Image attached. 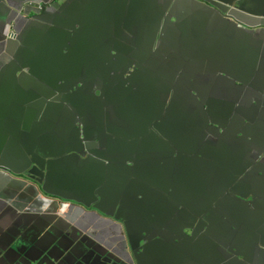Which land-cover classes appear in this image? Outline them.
Here are the masks:
<instances>
[{
    "label": "flooded vegetation",
    "instance_id": "af4514ba",
    "mask_svg": "<svg viewBox=\"0 0 264 264\" xmlns=\"http://www.w3.org/2000/svg\"><path fill=\"white\" fill-rule=\"evenodd\" d=\"M188 1L173 0L177 9L172 14L191 26V36L150 39L157 24H123L128 36L120 42L137 50L152 44L153 52L143 60L125 54L87 60L78 74L65 71L63 82L72 88L64 86L63 94H52L61 86L37 81L50 69L44 60L34 59V94L41 98L51 94L48 100L34 99V154H49L47 162H51L54 153L62 150L45 148L38 141L63 144L67 139L64 157L69 156L72 168L79 163V188L68 193L78 194L83 203L69 202L64 213L67 221L74 230L82 217L124 216L133 242L139 231L148 233L146 245L152 234L160 236V242L149 244L144 264H264V26L246 14L264 12V1L212 2L208 10L223 16L214 22H205L201 14L178 12V6ZM163 3L144 17H159L162 6L167 10ZM122 10L133 8L128 5ZM167 15L161 33L168 31ZM83 16V25L100 30L95 40L109 43L112 37L99 36L104 28L115 30L114 21L94 11ZM211 24L227 28L234 37L225 38L224 31L200 36V28ZM62 25L68 29L66 22ZM43 31L40 27L39 35H34V57L48 55L37 53ZM74 38V32L66 34L64 43L71 44ZM248 40L252 50L261 49L250 53V61ZM185 51L205 55L207 65L212 53L231 61L239 56L240 68L216 60L209 76L188 79L186 68H168L172 61L183 66L190 56ZM202 65L193 70L206 73V59ZM8 111L0 107V112ZM16 120L23 145V121ZM6 130L9 135L10 127ZM34 175L40 176V170H34ZM70 175L68 179L74 178ZM11 193L9 188L4 191L6 196ZM34 193L40 196L35 200L34 220L53 216L44 212L48 206L55 209L60 200L52 202L35 181ZM96 224L105 225L100 220ZM109 227L122 229L115 221ZM119 240L124 246L128 243L124 234ZM44 242H49L48 236ZM164 250L170 258L161 255ZM97 252L105 253L106 248L97 246ZM239 254L245 260H239ZM94 264L104 263L98 256Z\"/></svg>",
    "mask_w": 264,
    "mask_h": 264
},
{
    "label": "water",
    "instance_id": "95a60500",
    "mask_svg": "<svg viewBox=\"0 0 264 264\" xmlns=\"http://www.w3.org/2000/svg\"><path fill=\"white\" fill-rule=\"evenodd\" d=\"M161 1H164V7L167 10L163 11L161 7V14L154 19L144 17L145 14H152L157 12ZM220 4H226V0H215ZM241 2L242 0H237ZM264 1V0H259ZM3 3L7 5V0H0V31L3 35H0V49H5L7 39L6 30L12 28L15 30V36L19 33L18 25L24 23L29 26L25 31L21 33L15 56L7 63L0 66V104L2 110H10V112H0V121H3L6 117H11V110H13V117L19 118L23 121V150L15 156H0V169L8 171L14 174H21L29 166L36 170H40V176L34 178L30 174H26L32 182H37L41 186L42 192L51 197V201L61 200L66 202H74L75 204H82L78 194L72 196L68 193V190H77L79 188V179H76L78 169H72L68 162V157L65 156V150L62 149L63 144L50 141L47 145L46 140H39L40 146L44 145L45 148L60 149L62 151L54 153L55 158L51 159V162H47L49 154H44L41 157L38 154H34V99L48 100L50 95H46L41 98V95L34 94V59L39 58L46 62L49 67V71L44 72L38 76V80H45L47 83L61 88L52 92L60 91L63 94L64 86L69 89L72 85L64 83L65 71L72 70L73 75L78 74L79 70L83 68V63L87 60H96L100 58H108L114 56L113 53L125 54L134 57H144L153 52L152 44L144 45L141 49L137 50L134 46L122 43L114 40L127 37L128 34L123 32L121 25H142V24H157V29L153 33H149L151 39H156L159 35L162 21L164 16L168 13L165 21H168V31L162 32V36L173 38H185L191 36V26L188 23H180V20L172 14L177 9V5L173 4V0H148L146 4H140L138 0H66L65 2L57 1L51 7H43L38 10H32L28 16H20V20L14 21V19L8 14L4 8ZM130 5L133 10L127 12L122 10L123 7ZM211 5V0H189L184 5L178 6V12L182 11L191 14H201L205 18V22H212L221 20L222 15L220 13H211L208 8ZM104 7H114L115 10L103 11ZM86 11H97L98 14L106 16L110 20L114 21L116 26L112 30L111 28H104L101 36L112 37L109 43H103L96 41V37L99 35L100 30L93 28L90 25H83L82 21L85 16L83 14ZM252 17L258 18L264 25V12L252 11ZM83 17V18H82ZM227 20L237 21L235 18L226 17ZM174 20V21H173ZM135 21V22H133ZM145 21V22H143ZM183 21V20H182ZM48 22H53L52 25ZM66 22L68 29L63 28L62 23ZM40 27L43 31V38L39 41L37 47V53L42 56L48 53L44 57H34V35H39ZM221 31L226 32L225 38L234 37L228 33V29L220 27L218 25H203L200 28V36H205L202 33L212 32L213 34ZM75 33V38L71 44H65L64 39L66 34L71 35ZM208 37V36H205ZM90 38V39H89ZM93 38V39H92ZM251 39V37H249ZM215 41V40H214ZM233 38L230 39V42ZM216 42V41H215ZM131 46V47H130ZM252 42L248 40V61L251 60L250 53H259L261 49L252 50ZM166 53L170 52L169 47L164 50ZM190 54L184 60L182 66L177 61L169 63L168 68H181L187 69L185 75L188 79L197 78L199 76H209L208 69L213 70V62L216 60H223L230 66V68H240V58L236 57L235 61L229 59L220 58L218 53H212L213 58L209 60L205 55H196L192 52L185 51ZM206 59L207 71L198 73L193 70L202 69V62ZM255 60V59H254ZM213 73V71L211 72ZM210 73V74H211ZM217 77V74H215ZM192 84V83H191ZM195 84V83H193ZM12 107V108H11ZM2 137L0 139L2 140ZM75 156V155H73ZM73 158V157H72ZM75 158H73L74 160ZM38 168V169H37ZM34 170L32 174H34ZM71 174L72 179L67 177ZM9 208L14 212V215L19 213V219H16L10 227L5 229L6 244L0 245V264H6L12 262V264H56L64 259H71L72 256L77 257L81 264H90L92 260L93 264L98 259L99 254L97 252V246H102L97 239L92 245L87 241L78 239L74 240L69 247H63V244L67 242L70 232L73 230V224L67 221L64 213L58 212L59 216H40L42 219L33 220L34 212L28 215H24V212H20L17 207L7 201ZM60 206L58 205L57 208ZM90 207V206H89ZM63 207H61L62 209ZM93 209H96L92 206ZM47 211V210H46ZM45 211V212H46ZM49 213H54V210H49ZM57 211V209H56ZM24 215V216H23ZM22 216V217H20ZM104 218L114 219L116 223L121 226V231L129 238V257L132 262L128 264H140L139 256L135 253V246L140 241L145 243L148 233L139 231L135 234V238L138 243L135 245L129 235L128 223L124 216H102ZM67 224V227L64 226ZM40 228V229H39ZM116 229L114 227H111ZM102 234L107 235V231H102ZM48 236L49 242H44V237ZM157 241L160 242L161 237L156 236ZM112 240H118V238L112 237ZM104 247V246H102ZM105 248V247H104ZM58 253L59 257H55L54 254ZM40 256L35 259L38 255ZM124 262L126 260L124 259ZM142 264V263H141Z\"/></svg>",
    "mask_w": 264,
    "mask_h": 264
},
{
    "label": "rangeland",
    "instance_id": "374dc122",
    "mask_svg": "<svg viewBox=\"0 0 264 264\" xmlns=\"http://www.w3.org/2000/svg\"><path fill=\"white\" fill-rule=\"evenodd\" d=\"M114 40L120 41V39L114 37ZM117 53H113V55H116ZM72 169H79V163L76 164L75 168ZM34 169L32 168V166H29L25 171H23V173H21V176L23 178H26L30 181H33V179H30L28 176H26V174H30L32 175V177L34 178V174H32V171ZM23 199L25 200L26 198H29V201L23 202V206L24 207H32L34 208L35 206V200L37 198H40L39 195H36L34 193V188L28 187V184L24 183V188H23ZM82 203V202H81ZM60 206L59 208H57V206ZM77 205H83L82 204H77ZM56 208L54 209V207L52 208L51 206H48V208L50 210H54V213H49L50 211H46L44 212L47 214H51L53 216H59L58 212L60 213H65L66 212V208L67 206H69V202L66 201H59L57 203V205H55ZM61 207H63L61 209ZM42 210L44 211V207L41 206ZM57 209V211H56ZM37 216H34V218ZM70 216H67V218ZM120 217V216H118ZM33 218V220H34ZM100 220L102 222L105 223L104 226H98L96 224V221ZM114 221V219H110V218H104L102 216H86V217H82L80 219V221L78 222V224L75 226V229L72 230L68 236L67 242L63 244V247H69L71 245L70 242L74 241V240H78L81 239L82 241H87L89 242L91 245L95 242L93 240V238L97 239V241L99 243H102V246H104L106 248V252L105 253H99L97 254L101 260L102 263L104 264H128L131 263L132 260L129 257V247L130 245V241L129 238L120 230V229H113L111 227H109V225ZM106 230L107 231V235L102 234V231ZM120 231V232H119ZM121 234H124L125 237L128 240V243L126 246L123 245V243H120L119 237L121 236ZM100 237V238H99ZM115 237L118 238V240H112L111 238ZM110 242L109 245H106V242ZM133 242V241H132ZM158 242L157 241V237L155 234H152L149 237V242L146 245L147 241L145 243H143L142 241H140V243L135 246V253L139 256V260H140V264H144L143 263V258L146 257L147 255V248H150L149 244H154ZM135 245L138 243V240L135 238V241L133 242ZM146 245V246H145ZM58 253L54 254L55 257H59V255H57ZM128 255V257H127ZM161 255L163 257H171V253L167 250H164ZM40 256V254L35 258L37 259ZM242 254L237 255V258L239 260H245L241 258ZM128 259L126 260V263L124 262V259ZM90 264H93L92 260L89 262ZM56 264H81L79 262V260L77 259V257L72 256L71 259H64L62 261L57 262Z\"/></svg>",
    "mask_w": 264,
    "mask_h": 264
},
{
    "label": "crops",
    "instance_id": "0c3cea01",
    "mask_svg": "<svg viewBox=\"0 0 264 264\" xmlns=\"http://www.w3.org/2000/svg\"><path fill=\"white\" fill-rule=\"evenodd\" d=\"M29 1L38 2V0H7V5L5 3H3V5L14 21H18L20 20L21 15L24 17L28 16L29 11L34 10V7L30 8L29 6H26V3ZM22 8H25L24 11L19 13ZM28 26L29 25L26 23L18 25L17 28L19 29V33H17V38L15 35L14 37L7 38L9 41H6L7 44L5 49H0V66L8 59L12 58V52L17 50L18 44L16 42H20L19 37ZM0 35H3L1 31ZM0 107L4 106L0 104ZM4 124V129H1ZM8 126L10 127L9 135L6 130ZM20 133V122L19 120L17 121L16 118H13V110H11V117L6 119V122L0 121V137L4 136V139H0V156H15L20 153V149L23 147V145H21ZM5 140H11L13 143L7 145L5 144ZM24 183L28 184V186L34 187L32 183L25 180L21 175H13L8 171L0 169V245L6 244L5 229L13 225L14 221L18 219V216L20 215L19 213L14 215V212L9 208L7 201L17 207L20 212H24V201L20 195L24 188ZM8 188L12 191L10 196L4 194V191ZM29 210L33 212L34 208ZM26 211H28V209Z\"/></svg>",
    "mask_w": 264,
    "mask_h": 264
},
{
    "label": "clouds",
    "instance_id": "9594fccd",
    "mask_svg": "<svg viewBox=\"0 0 264 264\" xmlns=\"http://www.w3.org/2000/svg\"><path fill=\"white\" fill-rule=\"evenodd\" d=\"M57 1H61V2H65L66 0H38V2H32V1H29V2H27L26 3V6H29L30 8L31 7H34V10H38V9H41V8H43V7H51V6H53ZM212 2H215V3H218V2H216L215 0H211V5H209V7H211L212 6ZM238 2V1H237ZM239 4H240V2H238ZM86 4H88V0H86ZM218 4H220V3H218ZM223 5H230L228 2L226 3V4H223ZM24 9L25 8H22L21 10H20V12L19 13H22L23 11H24ZM30 12V11H29ZM95 12H97V11H95ZM168 14V13H167ZM249 17H248V19H251L252 21H257L258 22V25H262V26H264L263 24H262V22L260 21V20H258V18H254V17H252L251 15V13H246ZM101 15V14H100ZM168 16V15H167ZM227 17H229V16H227ZM167 18V17H166ZM230 18H235V17H230ZM236 20H237V22H239V20L237 19V18H235ZM166 20V19H165ZM174 21V20H173ZM163 22V21H162ZM48 23H50V24H52V25H54V23L53 22H48ZM142 25H150V24H142ZM122 26V25H121ZM125 26H127V25H125ZM6 35H7V38H10V37H14V35H15V30L14 29H12V28H9V29H7L6 30ZM153 33V32H152ZM158 37H161V32H159V35L157 36V38ZM151 39V38H150ZM16 52V51H15ZM15 52H12V58H10V59H8L5 63H7V62H9V61H11L12 59H13V56H15ZM17 175H21V174H17ZM25 180H28V179H26V178H24ZM30 183H32L33 185H34V182H32V181H30V180H28ZM28 187H31V188H34L33 186H28ZM22 192H23V190H22ZM26 202H28V201H26ZM27 210V207H24V215H26V214H28V213H32V211L31 210H28V211H26ZM34 212V211H33ZM23 215V216H24ZM20 217H22V216H20ZM18 219H19V216H18ZM156 236H158V235H156ZM162 239V238H161Z\"/></svg>",
    "mask_w": 264,
    "mask_h": 264
},
{
    "label": "bare ground",
    "instance_id": "6f19581e",
    "mask_svg": "<svg viewBox=\"0 0 264 264\" xmlns=\"http://www.w3.org/2000/svg\"><path fill=\"white\" fill-rule=\"evenodd\" d=\"M31 208H32V207H29V208H27V209L29 210V209H31Z\"/></svg>",
    "mask_w": 264,
    "mask_h": 264
}]
</instances>
